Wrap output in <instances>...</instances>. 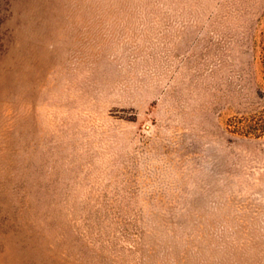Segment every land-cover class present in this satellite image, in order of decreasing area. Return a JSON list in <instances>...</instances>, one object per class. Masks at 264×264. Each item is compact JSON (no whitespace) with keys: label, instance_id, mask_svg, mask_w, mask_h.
I'll return each mask as SVG.
<instances>
[{"label":"rangeland","instance_id":"374dc122","mask_svg":"<svg viewBox=\"0 0 264 264\" xmlns=\"http://www.w3.org/2000/svg\"><path fill=\"white\" fill-rule=\"evenodd\" d=\"M0 264H264V0H0Z\"/></svg>","mask_w":264,"mask_h":264}]
</instances>
